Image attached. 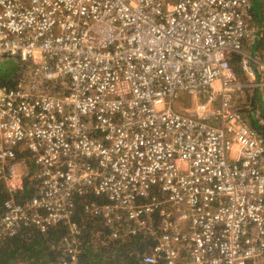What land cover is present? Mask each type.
Listing matches in <instances>:
<instances>
[{
    "label": "built area",
    "instance_id": "2783aa9c",
    "mask_svg": "<svg viewBox=\"0 0 264 264\" xmlns=\"http://www.w3.org/2000/svg\"><path fill=\"white\" fill-rule=\"evenodd\" d=\"M252 2L0 0V64L18 65L0 81V242L63 224L58 264H81L73 197L92 192L106 226L156 235L143 264H264V138L239 111L250 88L264 107Z\"/></svg>",
    "mask_w": 264,
    "mask_h": 264
},
{
    "label": "trees",
    "instance_id": "16d2710c",
    "mask_svg": "<svg viewBox=\"0 0 264 264\" xmlns=\"http://www.w3.org/2000/svg\"><path fill=\"white\" fill-rule=\"evenodd\" d=\"M252 6V18L261 27L264 20V0H253ZM263 45L264 33L262 38L251 42V48L254 50L260 49ZM11 63L13 62L11 61ZM230 63L235 72L240 74L239 58L232 57ZM17 77L16 68L14 74H3L0 71V81L7 88H15L14 79ZM249 91H245L247 102L243 107H239V111L245 115L250 126L264 138V107L258 100L255 90L252 91V94ZM255 113H259L260 119L263 120L262 125L253 118ZM18 156L25 160L27 175L23 180V189L13 197L22 203L35 195L36 169L28 152ZM9 198L10 194L0 181V219L5 213L3 204ZM104 203H106L104 197L97 196L92 192L73 197L71 221L77 225L80 231L79 260L81 264H143V256L156 245V235L137 231L127 222H119L112 227L106 226L102 217H93L86 210L89 205L99 206ZM153 227L156 228L155 225ZM153 231H157V229H153ZM68 234L67 228L63 224L50 226L43 233L30 226H21L13 236L1 240L0 264H58L59 245ZM113 234L116 238H112Z\"/></svg>",
    "mask_w": 264,
    "mask_h": 264
},
{
    "label": "rangeland",
    "instance_id": "374dc122",
    "mask_svg": "<svg viewBox=\"0 0 264 264\" xmlns=\"http://www.w3.org/2000/svg\"><path fill=\"white\" fill-rule=\"evenodd\" d=\"M12 61V60H11ZM11 61L9 60V59H3L2 60V64H0V71L3 73V74H9V73H11V74H14V72H15V68L18 70V65L17 64H15V62L14 61H12L13 63H11ZM239 75H240V77H241V81H244V79H243V74H242V72H241V70H240V68H239ZM248 90H250L249 92H250V94H252L253 92L252 91H254L255 90V94H256V96H258V100H260V97L262 96V94H263V92L261 91V89H259V88H250V89H247V91ZM193 99L191 98V97H189V96H187V95H182V96H180L179 98H178V100L175 102V104H174V107L176 108V109H178L179 107H181V108H186V107H192L193 105H194V103H193ZM261 103V102H260ZM263 105V104H262ZM186 109H184V111H185ZM256 114H259V113H255V115ZM253 118L254 119H256V120H261L260 119V116L258 117V119L253 115Z\"/></svg>",
    "mask_w": 264,
    "mask_h": 264
},
{
    "label": "crops",
    "instance_id": "0c3cea01",
    "mask_svg": "<svg viewBox=\"0 0 264 264\" xmlns=\"http://www.w3.org/2000/svg\"><path fill=\"white\" fill-rule=\"evenodd\" d=\"M193 103H194V101H193ZM245 105H246V104H245ZM189 108H191V107H189ZM178 109H179V110H180V109H182V110H183V108H181V107H179ZM258 122H259V124H260V125H262V124H263V120H262V119H261L260 121H258Z\"/></svg>",
    "mask_w": 264,
    "mask_h": 264
},
{
    "label": "bare ground",
    "instance_id": "6f19581e",
    "mask_svg": "<svg viewBox=\"0 0 264 264\" xmlns=\"http://www.w3.org/2000/svg\"><path fill=\"white\" fill-rule=\"evenodd\" d=\"M246 99H247V98H246ZM245 102H247V101L245 100ZM128 225H129V224H128ZM112 238H116V237H113V236H112Z\"/></svg>",
    "mask_w": 264,
    "mask_h": 264
}]
</instances>
